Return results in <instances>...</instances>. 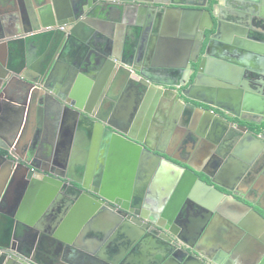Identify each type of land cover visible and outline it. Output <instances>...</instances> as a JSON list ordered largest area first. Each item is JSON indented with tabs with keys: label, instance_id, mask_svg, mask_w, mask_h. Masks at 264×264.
Returning a JSON list of instances; mask_svg holds the SVG:
<instances>
[{
	"label": "crops",
	"instance_id": "crops-1",
	"mask_svg": "<svg viewBox=\"0 0 264 264\" xmlns=\"http://www.w3.org/2000/svg\"><path fill=\"white\" fill-rule=\"evenodd\" d=\"M54 1L64 7L73 0H0V42H5L0 43V57L10 59L14 66L25 65L31 59L35 63L42 57L41 43L38 40L10 45L8 42L20 38L19 33L28 36L25 32L32 28L28 8L40 10L46 3ZM144 1L154 2L158 6L165 1L168 9H163L161 13L120 7L109 11L115 14L119 22L114 30L101 31L98 41L103 42L101 45L104 49L108 48L106 43L109 41L110 50L118 52L120 58L128 60L133 66L147 63L151 68L156 66L165 70L152 76L161 89H172L175 92L186 88L189 90L195 74L183 69L180 72L167 71L181 69L190 59L197 58L194 25L196 21L201 25L202 17L198 20L196 17L202 14L198 13L199 10L206 9L211 12L215 24L219 16H222L225 24L213 46L214 54H223L232 62L239 61V68L242 69V73L238 74L232 69L235 65L228 64L224 70H218V74L222 73L229 80H239L241 86L226 87L222 83L217 84L222 80L208 74L222 69L217 65L218 60L213 58L205 64L206 72L203 73L200 84L189 92V96L180 94L181 103H178L175 96H167L166 91H163L159 99L150 97L148 93L140 99L138 90L116 87L113 91L116 99L106 97L108 103L99 108L109 120L113 119L120 128L128 126L129 133L152 146L158 155L174 165L189 169L202 178L211 175L219 183L217 187L225 192L229 191L225 187H240L249 174L245 169L250 165L253 140L234 136L228 125H218L214 121L207 123L204 120L205 113L190 107L189 103L213 109L228 119L227 115L235 116L236 112H243L248 94H255L257 97L264 95V84L259 83V79L252 78L255 76L257 79L259 76L260 81H264V42L255 35L258 32L264 34V17L261 16V11L257 12L254 19L252 0H222L220 8L216 10L209 7L208 3L206 5V0ZM211 2L212 0L210 4ZM238 2V6H243V9L235 6ZM109 31L113 37H110ZM67 74L68 72L60 76V80L69 77ZM100 77L94 79L81 73L72 76L71 94L83 96L87 91L83 112L90 107L88 99L93 91L91 87L101 81ZM242 84L245 86L242 87ZM59 85L62 87L63 83ZM55 98L49 106L38 103L40 110L35 112L30 121L27 120L19 137L11 144V153L22 162L28 160L38 167L54 171L56 175L60 173L69 177V181L78 180L93 187L95 171L99 170L103 177L110 176L112 154L102 150L101 136L98 138L90 135L88 126L80 127L70 118L65 119ZM109 101L114 102L112 107L109 106ZM109 107L111 110H108ZM249 107L245 111L253 116L260 112L257 103ZM98 110L94 109L96 113H99ZM191 127H195V131L199 129L205 136L193 138L191 133H196ZM143 167L141 163L135 169L125 167L122 176L131 175L135 188L138 184L142 185V178H149L140 203L146 214V221L156 215L154 209L187 208L186 200L179 198L182 183L178 181L173 185L170 182L173 179H169L176 174L180 175L179 172L169 167H158L155 170ZM44 173L32 167L27 170L17 165L9 171L4 163L0 164V188L3 187L7 195L0 202V245L11 242L14 249L11 253L18 250L15 257L28 256L39 264H105L108 263L107 258L118 256L103 251L104 248L133 241V235L125 234L128 231L124 228L119 233L120 225L99 245L100 240L95 235L107 229L110 220L105 216L94 220L90 215L88 199L85 200L83 196L78 198L73 189L68 190L64 184L58 185L45 178ZM73 185L82 188L76 182ZM159 215H162L161 212L156 216ZM196 219L198 215L192 214L189 217L190 224L195 225ZM96 248L99 249L96 255L87 251ZM165 252L166 250L156 247L153 240H149L140 246L132 262L156 264L163 256L167 262L170 254L167 256ZM1 253L2 251L0 255ZM8 257L4 264H26L15 257Z\"/></svg>",
	"mask_w": 264,
	"mask_h": 264
},
{
	"label": "water",
	"instance_id": "water-1",
	"mask_svg": "<svg viewBox=\"0 0 264 264\" xmlns=\"http://www.w3.org/2000/svg\"><path fill=\"white\" fill-rule=\"evenodd\" d=\"M138 3L139 1L135 2L133 0H73L67 3V6L60 7L54 1L46 3L40 10L27 9L32 24L31 30L25 32L28 36L19 33L21 37L10 40L8 44H21L23 41L38 40L41 43L42 59L40 62L37 61L38 63H33L31 59L25 65H15V67L10 59L0 57V149L5 151V154L0 153V164L4 163L9 171L17 165L18 167H25L27 170H31L32 167L38 172H45L43 174L45 178L58 185L64 184L68 190L73 189L78 198L83 196L85 200L88 199L90 215L93 216L94 220L100 216H105L110 220L108 228L95 235H98L99 245L110 237L116 231V227L120 225V234L124 228L128 231L125 234L133 235V241H126L121 246L114 244V246H108L103 249L105 252H111L110 254L114 253L118 256L113 257V259L112 257L107 258L109 264H133V256L137 253L140 246L144 242L146 244L149 240L155 242V235H158L166 242H173L177 245L175 240L167 234V227L159 225L152 219L146 221V214L140 210V203L144 196L142 194H144V188L149 178H142V185L138 184L141 187L135 188L131 175L128 177L122 176V171L125 167H128L129 170L135 169L137 164L139 166V163H141L142 167L144 165L145 168L153 170L158 167L172 168V170L179 172L180 175L176 174L174 178H169L173 179L170 182H173V185L177 184L178 181L182 183L179 188V198L186 200L187 206H190L195 213H198V216L206 217L207 221L212 219V222H217V218L225 220L227 226H230L231 230L238 233L237 240L238 236L245 235L242 243L244 242L246 246L242 247V249L243 251L246 250L247 255H243L242 260L237 253H233L235 264H264V135L256 134L241 124L238 125L240 129L247 131L246 137L254 142V145L250 148V165L245 169L246 172L249 171L253 176L247 177L243 181L244 185H249L253 189L254 199L251 200L246 195V190L239 192L241 189L238 191L231 189L229 190L231 192L230 195L223 193L211 185L219 184L212 176L209 177L211 180L210 184L189 169L185 170L158 156L152 146L141 142V139L136 138L133 133H129L127 131L128 126L120 128L113 119L109 120L105 112L99 108L101 105L104 106L108 103V97L109 99H116V96L113 95L116 87L138 90L140 99H143L147 93L150 97L159 99L160 95L164 93L163 91H166L165 94L167 96H175L178 99V103H181L178 92L159 88V83L152 77L158 72H165V70L158 69L156 66L151 68L147 63L143 66H133L130 62H127L128 60L120 58L118 52L110 50L111 42L107 41L106 45L108 48L104 49L101 45L103 42L98 41L102 35L101 31L105 29L114 30L119 22L115 14L109 11L116 10L119 7L127 10L148 8L145 6H141V8ZM221 3L222 0L214 9L219 7ZM252 3L254 5L251 7V11H253L254 19H256L259 10L261 11V16L264 17V0H252ZM160 4L166 7L165 1ZM239 4L240 2L234 5L243 9V6H238ZM149 8L151 11L158 9L157 11L160 13L165 9L159 7ZM198 13L202 14L197 15L196 19L198 20V18L202 17V23L200 25L196 21L194 25L198 48L197 58L190 59L186 65L181 66V69L167 71L168 73L173 71L180 72L183 69L186 72H192L194 68L196 76L189 86V90L183 91L182 95L185 97L189 96V92L200 84L203 79V73L206 72L204 70L205 64L212 61L213 58L218 60L217 65L222 68L216 69L215 73H208L207 71L208 74H212L222 80L216 83H219V85L222 83L226 87L231 85L232 87L241 86L239 80H229L226 76H222V73L218 74L219 71L227 68L228 64L235 65L233 66L235 68L232 69L238 74L242 73V69L239 68V61L232 62L223 54L217 56L213 55V53L210 58L200 59L206 39L205 32L215 29V33L209 37L205 49V54H208L210 49L216 45V41L225 24H223L224 19H222V16H219L215 28L211 12L199 11ZM241 16L244 17L243 14ZM125 22L127 23V20ZM110 31L109 35L113 37ZM262 34L258 32L255 35L257 39L264 42V34ZM0 43L4 44L5 42ZM194 64H198L197 67H194ZM24 70L25 72H23ZM66 71L68 72L66 76L69 77L65 80H60V76L66 74ZM76 73L91 76L94 79L101 76V81L95 87H91V91L92 89L93 91H90L89 99L87 98L90 107L85 112H83V106L87 91L83 96L71 94L70 83L72 76ZM252 78L255 80L259 79L258 82L264 84V81H260L261 78L259 76L257 79L255 76H252ZM61 82L63 83L62 87L59 85ZM244 86L242 84V87ZM253 91L256 92L257 90ZM53 98H55L58 106L64 112L65 119L70 118L74 124L77 123L76 125L80 127L88 126L90 135L98 138L101 136V140H103L101 144L102 150H107L112 154L110 176L103 177L99 170L95 171L93 187L87 186L78 180H73V182L82 185V188H79L73 185L72 181H69V177H64L60 173L56 175L54 171L46 167H38L36 164L29 163L28 160L22 162L23 160L15 158L13 153H11V144L19 137L20 131L27 120L30 121L31 108L34 104L41 102L49 106ZM245 99V109H249L250 105L256 103L263 104L262 110L258 113L259 116H253L244 109L242 113L236 112L235 116L227 115L228 119H226L213 109L203 106L198 107L193 103H189V106L205 113L204 120L207 123L214 121L215 124H225L234 128L235 124L230 121L233 117L247 123H262L264 120V98L257 97L255 94H248ZM113 105L114 102L110 103L109 101V106L112 107ZM110 107L108 110H111ZM94 109H99V113H96ZM203 123L205 122L203 121ZM194 128L191 127V130H194ZM195 133H191L190 136L196 139L205 136L199 129ZM245 171L244 173H246ZM255 178L260 180L255 183ZM5 197V190L1 187L0 202H3ZM237 197L243 198L246 203L240 202L236 199ZM197 206L203 208L200 213L199 210L201 209ZM176 210L168 209L165 216L172 218ZM160 211L163 212V209ZM219 214L225 216L221 217ZM124 219L132 221L137 227L124 226ZM207 240L212 242V239ZM68 243L71 242L69 241ZM219 248L227 251L228 255L229 253L231 254L233 249V247H226L224 242L220 243ZM179 249L190 257L183 264H224V262L220 261V258L226 256L224 253H219L218 258L215 259L212 255L207 254L208 251L206 249V251H201L198 247L193 248L190 246L187 248L195 252L196 256L183 247ZM9 250L10 252L14 250L11 242L0 245V251L4 252V254L0 255V264H4L9 255L8 258L14 259L15 252H18V250H15L13 251L15 254H9ZM87 251L96 255L99 249ZM168 254L171 256V253L166 251L165 255L168 256ZM173 255L175 256L176 254H172V257ZM15 259H19L26 264H39L34 258L28 256L20 257L18 255ZM156 264H166L164 256L159 258Z\"/></svg>",
	"mask_w": 264,
	"mask_h": 264
},
{
	"label": "flooded vegetation",
	"instance_id": "flooded-vegetation-1",
	"mask_svg": "<svg viewBox=\"0 0 264 264\" xmlns=\"http://www.w3.org/2000/svg\"><path fill=\"white\" fill-rule=\"evenodd\" d=\"M137 1H139L138 6H140V7L141 6L148 7V8H143L141 10H144V9L145 10H151L149 7H152V8L153 7H159V8L168 9V6L167 5H165L166 7H164L163 5H160V6L155 5L154 2H149V1H146L145 2V1L135 0V2H137ZM220 1L221 0H216L215 2H213V0H212V2L210 4V0H206V5L208 3L209 4V7H211V8L214 9V7L217 6V4ZM219 8H220V6L219 7H216V9H219ZM216 9H214V10H216ZM156 11H154V12H156ZM189 11H192V10H189ZM199 11H208V10H206V9H203L202 10L201 9ZM217 22H216V24L214 22L215 28L217 26ZM214 33H215V29L213 31H209V32L206 31L205 32L206 39L204 41V48H203V51L201 53L200 59L201 58L202 59L203 58L206 59V57L207 58H210L211 56L215 55L214 52H213V47L210 49V51H209L208 54H205V49H206V46H207V42L209 40V37L211 35H213ZM40 51H41V49H40ZM212 53H213V55H212ZM41 59H42V57L41 58H38L37 61L40 62ZM38 62H35V63H38ZM197 65L198 64H194L193 66L194 67H197ZM192 73L195 74V76H196V72H194V68L192 69ZM35 75H37V74H35ZM193 80H192V82H193ZM170 90H172V89H170ZM187 90H188V88H186L184 90H180L178 92V94L179 95L180 94L182 95L183 91H187ZM172 91H174V90H172ZM259 97L262 98V99L264 98L263 95H261ZM262 106H263V104H259V110H262V108H263ZM37 110H40L39 109V106H38V104H34V106L31 108L30 120L34 117V114H35V112ZM258 116H259V114H258ZM230 121L235 124L234 125L235 126L234 128L232 126H230V128L233 131L232 133H234L235 134L234 136H236V137H241V136L246 137V134H247V131L246 130H242V129H240L238 127L239 124H241V125H243L245 127H248L249 130H251L252 132H254L256 134L264 135V132L258 133L253 128V126H261L264 123V120H263L262 123H255V122L247 123V122L239 121V119L233 117L232 119H230ZM4 144H5V142H4ZM0 153L5 154L1 150H0ZM158 156L162 157L161 155H158ZM162 158L165 159L164 157H162ZM251 176H253V175L249 172L248 177H251ZM200 178L202 180H204L205 182H208V183L211 184V180H210L209 177H207V178L200 177ZM214 179H216V178H214ZM259 180L260 179L255 178V183H257ZM211 185L214 186L216 189H218L219 191H221L223 193H226V194H229V195L231 193L229 191L228 192L227 191L225 192V191L219 189V187H217L218 185H214V184H211ZM242 185H243V182L241 183L240 187H238V188H236L234 186L232 188L231 187H225V188H227L228 190L236 189L237 191L241 189L239 192H241L243 190H246V195L248 196V198L251 199V200L254 199L253 198V189L250 188L249 185H243V186H245V188L244 187H241ZM6 197H7V195H6ZM6 197H5V199H6ZM236 199L239 200L240 202L246 203L243 200V198H238L237 197ZM255 202H256V200H255ZM258 202H259V200H258ZM197 207H199V209H201V210H199V213H200V211H202L203 208L201 206H197ZM224 207H226V206H224ZM256 209L259 210L257 207H256ZM140 210L144 213V209H142L141 206H140ZM153 211H154V214H156V215L157 214H160V212H162V211H160L158 209H154ZM166 212H167V210L163 209L162 215H159V216H156L155 215L153 217V219H152L155 222H157L159 225H164L165 227H167V231H168L167 234L170 237H172L175 240V242L177 243V245H175V243H173V242H171V243L166 242L165 240H163L162 238H160L158 235H155V239H156V241L154 242L155 246L158 247L161 250L164 249V250L168 251V253H171L170 260H168L166 262V264H168V263L169 264H183L185 261H187L188 259H190V257L187 256V254L184 251H181L179 249L180 247H183L184 249L191 251V253L193 255H195V256H196V253L193 252L190 249H187L188 247H190V246L193 247V248H197L198 247L199 250H201V251L202 250L203 251H206L207 250L208 251L207 254L208 255H212L215 259L218 258L219 253H224V254H226V256L223 257V258H220V261L221 262H224V264H226V263L227 264L228 263L235 264V260L233 259V257H234L233 256V253H237L238 257H240L242 260H243V257L242 256L243 255H247V253L245 252L246 250L243 251V249H242V247H245L246 246V245H244L245 244L244 242L242 243V240L245 238V235L238 236L239 238L237 240L238 233L236 231H234V230H231L230 226H227L226 221L223 220L222 218L221 219L220 218H217L216 219V220H218L217 222L216 221L215 222H212L213 221L212 219L210 221H207V219H205L206 217L203 218L201 216H198V219H196L197 221L195 222L196 224L194 225V224H190L189 217H191L192 214L198 215V213H195L194 210L190 206H187L186 209L176 210L174 212L172 218H170L169 216L166 217L165 216ZM160 216H162V217H160ZM220 216L221 217L222 216L224 217L225 215L222 214ZM213 219H215V218H213ZM226 220H228V219H226ZM124 223H123L124 226L137 227V225H135L130 220L124 219ZM217 235H218V237H217ZM207 239H212L211 240L212 242H210ZM223 242L226 245V247L227 246H228V248H232L233 247L231 254L229 253V255H228V252L227 251H225L222 248H219L220 243H223ZM210 247H211V249H210ZM239 248H241V249H239ZM236 249H237V251H236ZM8 252L10 254L12 251L10 252V250H9ZM2 254H4V252H2L1 255ZM172 254H176V255L175 256L173 255V257H172ZM229 261H231V262H229ZM11 262H13V261H11Z\"/></svg>",
	"mask_w": 264,
	"mask_h": 264
},
{
	"label": "trees",
	"instance_id": "trees-1",
	"mask_svg": "<svg viewBox=\"0 0 264 264\" xmlns=\"http://www.w3.org/2000/svg\"><path fill=\"white\" fill-rule=\"evenodd\" d=\"M216 0H213L215 2ZM254 130L258 133L264 132V123L261 126H253Z\"/></svg>",
	"mask_w": 264,
	"mask_h": 264
},
{
	"label": "bare ground",
	"instance_id": "bare-ground-1",
	"mask_svg": "<svg viewBox=\"0 0 264 264\" xmlns=\"http://www.w3.org/2000/svg\"><path fill=\"white\" fill-rule=\"evenodd\" d=\"M213 225V224H212ZM212 228V227H211ZM217 237H218V235H217ZM211 240V239H210ZM215 240V239H214ZM208 248V247H207Z\"/></svg>",
	"mask_w": 264,
	"mask_h": 264
}]
</instances>
